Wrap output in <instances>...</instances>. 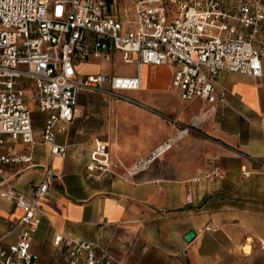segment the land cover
<instances>
[{
  "label": "crops",
  "instance_id": "1",
  "mask_svg": "<svg viewBox=\"0 0 264 264\" xmlns=\"http://www.w3.org/2000/svg\"><path fill=\"white\" fill-rule=\"evenodd\" d=\"M216 1L231 8L239 0ZM97 60L80 63V75H116ZM133 63L136 72L122 76L138 75ZM176 69L141 66V89L126 93L143 105L80 92L79 115L57 136L69 145L66 158L43 143L47 113L39 111L38 119L33 112L34 143L5 138L0 155L32 156L3 164L20 190L31 193L45 166L61 176L41 200L36 264H69L67 251L53 244L54 232L99 243L123 264H264V168L254 161L264 160V76L222 72L217 85L227 101L210 103L183 99L173 86ZM97 142L109 144L117 163L112 176L88 175ZM216 166L223 174L207 177ZM23 213L0 197L2 245L18 240ZM190 231L196 235L188 241Z\"/></svg>",
  "mask_w": 264,
  "mask_h": 264
},
{
  "label": "built area",
  "instance_id": "2",
  "mask_svg": "<svg viewBox=\"0 0 264 264\" xmlns=\"http://www.w3.org/2000/svg\"><path fill=\"white\" fill-rule=\"evenodd\" d=\"M126 7L121 0H0V145L6 137L34 143L29 103L34 102L48 114L43 143L53 156L66 158L69 145L57 143V136L79 115L80 92L137 102L126 91L141 89L146 64L176 65L173 86L187 101L226 102L227 93L217 85L222 72L264 76V0H239L231 8L216 0H137L131 21L123 14ZM116 52L125 63L139 62L136 77L91 73L80 78V63L112 61ZM27 79L37 90L32 97ZM31 161V155H0V197L24 212L18 240L0 243V264H36L38 258L33 240L45 215L41 200L61 176L45 166L44 180L24 192L6 176L3 164ZM254 161L264 168V160ZM116 166L109 144L97 142L88 175L112 176ZM212 174L223 172L216 166L206 176ZM53 244L67 251L69 264H123L99 243L54 232Z\"/></svg>",
  "mask_w": 264,
  "mask_h": 264
},
{
  "label": "rangeland",
  "instance_id": "3",
  "mask_svg": "<svg viewBox=\"0 0 264 264\" xmlns=\"http://www.w3.org/2000/svg\"><path fill=\"white\" fill-rule=\"evenodd\" d=\"M123 4H125L127 7L124 9L123 14L124 16H126L128 18L129 21L134 20L135 19V6L137 3V0H121ZM226 1H232V0H226ZM234 1V0H233ZM98 63H100L102 65V71L103 72H109L112 74H116L119 76L122 75H132L136 72L137 70V64L135 63H125L122 60V57L120 54H116L114 60L112 61H106V60H97ZM90 69L88 68H82V71L84 72H88ZM80 78L85 79L86 76L84 75H80ZM26 86L29 88V92H28V96L32 97L34 95L37 94V90L34 86V81L27 79L25 81ZM31 105V108L34 112L35 118H41L42 114H40L37 105L34 102H29ZM160 147H158L159 149ZM157 150V149H155ZM250 250V246H246L245 247V251H249Z\"/></svg>",
  "mask_w": 264,
  "mask_h": 264
},
{
  "label": "water",
  "instance_id": "4",
  "mask_svg": "<svg viewBox=\"0 0 264 264\" xmlns=\"http://www.w3.org/2000/svg\"><path fill=\"white\" fill-rule=\"evenodd\" d=\"M195 235H196V233H195L194 231H190V232L188 233L186 239H187L188 241H191L192 239H194Z\"/></svg>",
  "mask_w": 264,
  "mask_h": 264
},
{
  "label": "bare ground",
  "instance_id": "5",
  "mask_svg": "<svg viewBox=\"0 0 264 264\" xmlns=\"http://www.w3.org/2000/svg\"><path fill=\"white\" fill-rule=\"evenodd\" d=\"M165 150V147H162L161 151H164Z\"/></svg>",
  "mask_w": 264,
  "mask_h": 264
}]
</instances>
